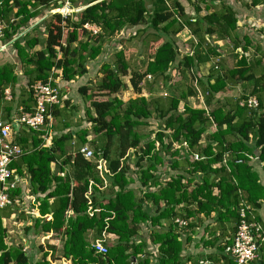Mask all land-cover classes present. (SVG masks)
<instances>
[{
	"label": "trees",
	"instance_id": "obj_1",
	"mask_svg": "<svg viewBox=\"0 0 264 264\" xmlns=\"http://www.w3.org/2000/svg\"><path fill=\"white\" fill-rule=\"evenodd\" d=\"M52 3L59 7L58 0L0 1V20L7 23L2 41L11 42L28 79L20 100L14 91L19 82L15 65L11 62L0 64V104L7 87H12L15 94L14 105L3 107L8 121L4 120L11 125L12 142L24 150L11 167L27 176L30 192L40 202V214L52 215L49 221L32 217V223L26 226L27 239L34 243L35 234L56 233L63 240L60 257L72 264H182L183 242L190 238L179 239L181 233L174 219L194 217L208 232L206 229H210L211 224L208 220L215 212L212 219L221 224L222 233L217 235L216 231L209 230L204 244L216 247L221 258L231 263L224 254L225 247L233 241L232 235L229 239H224L226 235L223 237V231L228 229L226 224L235 222L237 230L242 199L255 213L264 202V184L249 163V155L255 153L264 162L262 61L251 62L244 56L237 57L235 67L226 69L221 60L222 72L213 66L212 73L202 78L195 71L202 62L201 50L182 54L179 49L183 43L177 34L184 28L175 16V13L184 15V6L179 0H171L174 11L166 0H90L77 15L65 18L59 13L53 14L45 21L47 37L44 40L31 34L32 28L23 37L18 36L20 29L28 27L30 20L41 14L40 7H50ZM199 10L197 6L196 12ZM186 24L198 37L194 46L203 43L206 51L214 47L212 34L217 38H230L235 47L242 44L235 12L224 2L219 10ZM86 25L97 26L99 32L94 33ZM148 28L155 30L157 41L161 43L149 53L142 69L130 71V49L116 51L113 60L103 61L101 56L103 77L98 81V90L109 98L91 99V109L85 111L91 127L80 125L78 129L60 134L53 131L52 145L47 147L42 138L45 131L17 129L13 124L20 106L25 111L32 110L33 86L37 82L52 79L54 86H60L59 78L65 84L74 82L90 73L91 62L97 65L106 41L112 46L118 45L125 39V35L120 37L124 29L126 33L131 30L137 33ZM119 38L121 41H117ZM243 38L247 43L242 47L246 49L250 41ZM41 43L44 48L34 51ZM173 70L177 71L175 84L170 83ZM126 76L139 96L124 101L119 94L127 86L122 79ZM194 78L205 95L209 111L190 103L189 99L197 98L199 93ZM159 81L168 83L173 93L156 92L154 88ZM241 83L249 85L242 93L237 89ZM88 89L87 85L79 87L81 94H86ZM144 90L148 96H140ZM250 97L258 100L257 107L248 105ZM218 98H227L229 106L223 104L212 110ZM242 100L245 105H241ZM61 107L54 106L52 115L60 117ZM153 117L159 128L153 132L154 137L142 143L143 136L136 127L152 123ZM53 126H49V130ZM87 143L94 146L93 159H87L82 151ZM72 145L74 150L68 152ZM132 150L134 168H131ZM227 155L229 168L223 163ZM101 158L108 164V171L102 175L97 169ZM53 163H58L56 172L52 171ZM136 181L141 187L140 195L132 187ZM105 183L107 186L102 189ZM24 194V188L19 186L11 197L23 201ZM20 209L19 203L0 209V264H52L49 252L44 251L42 245L39 246L42 255L35 259L23 242L8 243L10 235L3 219ZM256 218L260 221L259 215ZM163 220L167 221V226L162 225ZM148 221L150 233L141 235L137 244L135 238ZM195 225L191 223L190 228ZM90 231H93V239L89 237ZM105 231L114 233L117 239L106 254L96 253L92 243L103 240ZM150 244L157 246V263L152 261L155 254L149 251ZM210 256L218 260L215 253ZM253 264H264V242Z\"/></svg>",
	"mask_w": 264,
	"mask_h": 264
},
{
	"label": "crops",
	"instance_id": "obj_2",
	"mask_svg": "<svg viewBox=\"0 0 264 264\" xmlns=\"http://www.w3.org/2000/svg\"><path fill=\"white\" fill-rule=\"evenodd\" d=\"M101 0H95V2H99ZM181 2V4L184 6V15H180L179 13H175L176 19L178 20L179 23L183 24L184 28L177 34V38L183 43V46H181L180 52L182 54H185L186 51H193L192 53H196L197 51H200L201 53V59L202 62H200V66L199 68L197 67V69H195L196 73H198L202 78L204 77H208L213 70V63L214 60L217 56L222 55V63H225L226 69H231L233 67H235V64L237 63V57L241 58L242 56H244L247 60L253 62L255 61V59H260L264 65V0H203V1H197V0H179ZM197 1V5L194 4L193 2ZM221 2L226 3L227 5H229L235 12L236 18H237V32L239 34V38L242 41L241 46L239 47H235L232 40L230 38H217L216 34H212L213 38L211 40H213L211 42V45L213 44L214 47L216 48H210L211 50H205L204 48V44L201 43L199 46H194L196 44V41H198V37L193 35L190 26L186 23L190 22H195L197 21V19L201 16H204L205 14H207L208 12H212L216 9H220L221 6ZM166 3L169 7H171V0H166ZM197 6L200 8L199 12H196V8ZM78 9H80L79 11H82V9H84V7H86V5H82L80 7L75 6ZM56 7L54 6V4L52 3L50 7H40V11L41 14L39 16H37L36 18H32L29 22V26L25 27L23 29L19 30L18 36H22L25 34V32L29 31L31 28L32 30L29 31L31 34H35L37 32H41L43 31V33H41V35L35 34L36 36L41 37V40H44L47 37V33L45 31V21H47L53 14L57 13L56 12ZM55 10V11H54ZM16 11V9H15ZM174 11V10H172ZM186 13V14H185ZM134 34V33H133ZM137 34V33H135ZM128 35H130V33H128ZM132 36V35H131ZM243 37H247V39H249V44L247 45V48H243L242 46L244 44L247 43V41L243 38ZM6 42L5 44H7L8 47L4 48V49H0V64L3 63H7V62H11L15 65V73H18V80L17 83L15 84V92H16V96H21V90H18L19 85L21 84V86H25L28 83V79H26V76L24 74V68L21 67L20 62H19V58L16 56L15 54V48L12 46L11 42ZM43 44V43H41ZM41 44H39L38 46H40ZM44 45V44H43ZM117 44H115L114 46H112V48L115 50L114 52L120 50L123 48L122 43H119L118 46H116ZM197 47V48H196ZM44 48V46H43ZM42 47L39 49H37L36 46V50H41L43 49ZM34 50V51H36ZM216 52V54H215ZM218 53V54H217ZM230 55H233V64H229L228 62V58ZM205 60V61H204ZM96 61V60H95ZM94 62V61H93ZM91 62V64L93 63ZM224 70V68H223ZM259 73L261 72L260 70L258 71ZM177 75V71L173 70L172 71V77L173 79L171 80V84H175L177 81L175 79L174 76ZM25 79L23 82H21V79ZM197 78V77H196ZM196 78H194L193 82L196 81ZM58 83H63L61 78L57 79ZM212 81H214L212 79ZM73 82V81H71ZM70 82V83H71ZM130 82V81H129ZM170 85H168V83L164 84L163 81H160L157 83V85L155 86L154 90L158 93H161L162 95L165 94H171L170 92H168L167 87L169 88ZM249 87V85L247 83H241L240 86L237 87L238 91L240 93L243 92L244 89H247ZM10 88L11 90V94H12V87H7ZM133 88V87H132ZM162 88V90H160ZM169 90H171L169 88ZM160 91V92H159ZM5 92V90H4ZM229 94V92L227 93ZM139 96V94H137ZM148 96L149 93L147 91L144 90L143 94H140V96ZM4 96L2 94V98H1V104L4 100ZM224 98H218L217 102L218 104H220L219 106H222L224 101L222 100ZM190 103L194 101L199 100L198 97H192L189 99ZM11 101V100H10ZM184 103V102H183ZM1 104H0V112L2 114L3 119L7 120L5 118L6 113L3 114V110L1 109ZM202 106V105H200ZM21 107V106H20ZM54 122V121H53ZM52 122V124L54 125V123ZM23 127V126H21ZM73 127H68L65 128V130L63 131H68L71 130ZM18 129V127H17ZM51 131H55L58 132L57 130H51ZM62 132V131H61ZM53 133V132H52ZM151 137H154V135H152ZM53 141V140H52ZM88 144V143H87ZM68 152H72V149L69 148ZM131 155V152H130ZM131 168H134V154L131 155ZM250 161L249 163L252 165L253 170L257 171L260 174V178H261V182L264 184V162L259 158V154L255 153L254 155H249ZM53 165H55V167H53ZM217 167L220 166V164L216 165ZM215 166V167H216ZM52 167V171L56 172L58 170V163H53L51 165ZM229 168V165H228ZM68 170V167L65 168V171ZM100 172V171H99ZM101 173V172H100ZM61 174H64V172H62ZM102 175V173H101ZM107 186V183H105V186L102 187V189H105ZM21 187V186H20ZM132 187L135 188V190L137 191V194L140 195L141 192V187L139 185V182L136 181L135 183H132ZM30 195L31 192H30ZM28 198V197H27ZM25 194H24V200L21 201V199L19 200V205L21 207H24V209H29L31 210V212L34 213H27L25 211V213L29 214V217L27 216V223H24L26 226H28L29 224L32 223V217H36V218H45L47 221L52 219V215L51 214H47L42 216L40 214V202L34 203L32 197L27 199ZM35 198V197H33ZM30 199V200H29ZM35 201L36 198H35ZM34 203V204H33ZM29 206V208H28ZM35 206H37L35 208ZM38 209V210H37ZM257 216L259 215L260 217V221L264 226V202L262 203L261 208H259L256 212ZM215 216V212L212 213L211 217L209 218L208 222H211L210 224V230L212 231H216V234H220L222 233V226L219 222L214 221L212 218ZM14 217H16V213L13 214L11 217L9 218H4L3 219V225L5 227H7L8 222H10V220L14 219ZM15 220V219H14ZM200 222V220H198ZM216 222V223H215ZM150 222H146L142 229L139 231V237L136 236L135 238V242L138 244L142 239L141 235H147L150 233L147 232L145 230L146 226L149 224ZM215 223V224H214ZM162 225L167 226L168 223L166 220L162 221ZM209 225V224H208ZM8 229V227H7ZM8 233L11 234V230L8 229ZM209 231L208 233H206L205 235V230L201 227V225L194 227V228H190V231L188 233L185 234V237L182 238L181 240H185L190 238L189 241L187 242H183V250H182V256H183V263L182 264H196V260L199 256H203L204 254H206L207 256H209L211 259H213L216 262H220L223 259L221 258V255L217 253V248L216 247H209L207 245L204 244V237H209ZM228 234V235H227ZM36 238L34 239V243H36V241L38 240L39 243H37L39 246L40 245H45V240H47L48 238L54 236L56 237L57 240H62L61 237L59 235H57L54 232H41L39 234H35ZM93 231H90L89 233V237L91 239H93ZM224 235H226L224 237ZM230 235H234V233H227L226 231H223V237L224 239H229ZM21 242L29 244L28 247H32L31 246V241L27 239V235H26V228L24 229V233L21 235ZM117 239V236L114 233H110V232H104L103 233V241L105 242V244H107L108 246H111L112 244L115 243ZM63 242V240H62ZM32 243V244H34ZM224 244V243H223ZM156 247L155 245H149V251H151L152 247ZM43 247V246H42ZM55 247V246H54ZM56 248V247H55ZM26 250L29 254H33V256L35 257V259H38V254L37 251L35 249H30L28 250L26 247ZM34 250V252H33ZM39 252H41L42 255V251H40L38 249ZM44 251H48L49 252V256L48 259L51 260L52 264H72L70 260H67L64 257H60L63 251V245H62V249L61 251H59V255H57V257H54V260L56 261V263L51 259V256L54 255L55 252H57V249H47ZM212 253H215L218 257V260H216L214 258V256H210ZM38 256V257H37ZM41 257V256H40ZM157 256H153L152 257V261L153 263H157ZM137 259L134 258V262H136Z\"/></svg>",
	"mask_w": 264,
	"mask_h": 264
},
{
	"label": "built area",
	"instance_id": "obj_3",
	"mask_svg": "<svg viewBox=\"0 0 264 264\" xmlns=\"http://www.w3.org/2000/svg\"><path fill=\"white\" fill-rule=\"evenodd\" d=\"M58 1L59 7L55 10L65 18L80 10L74 5L77 0ZM170 8L173 10L172 6ZM5 28H7V23L4 20H0V49L8 47L7 44H5L6 42L2 41ZM86 28L94 33L99 32V28L95 25H86ZM222 58V55L215 58L213 66L216 70L221 71L220 63ZM148 78L152 79L151 75H148ZM51 81L52 79L45 83L37 82L33 86V96L35 102L32 110L25 111L23 106L19 107V112L14 116L13 120V124H18L20 127L26 126L36 131H45L42 138L44 139L45 146L47 147L52 145L53 137L52 131L49 130V126H51L53 122L51 109L54 106L63 105V96L61 94L60 86H54ZM195 86L198 89L197 80L195 81ZM198 91L199 93L197 97L202 104V106L199 107H203L209 111V109L205 106L204 93L200 91V89H198ZM4 98L9 101L12 100L10 88L5 89ZM240 103L241 105H245L244 100L240 101ZM247 103L251 107H257L258 100L255 97H250ZM184 144L187 145L186 142ZM175 147H178V145L175 144ZM82 151L87 159L94 158V151L88 144L82 148ZM23 153L24 150L22 147L12 142L11 125L3 119L0 112V209L14 207L19 203V198L13 200L11 197L12 193L16 191L19 186L24 188L26 198L32 197L33 202L37 203L35 198L30 195V185L28 179H26L27 176L20 175L17 173L15 168L11 167V165L17 161ZM196 157H198V155H196ZM228 159L229 157L227 155L223 160V163L227 167ZM107 165V160L101 158L98 161L97 169L103 174V172L108 171ZM36 207L37 206H35V208ZM26 212L34 213L29 209H27ZM238 212L239 222L237 224V230L233 235V241L228 244L224 250L225 256L231 259V263L224 259L220 262H216L204 254L203 256H199L197 258L196 264H253L255 260L259 258L260 245L264 242V226L259 220H257L255 211L244 199L241 200ZM193 222L196 224L195 227L200 225V222L197 219H194V217L184 218L179 216L174 219V224L177 225L181 233L179 237L180 240L190 231V225ZM150 229L151 223L146 226L145 230L149 232ZM92 247L96 253L101 254H106L109 248L103 240L94 241L92 243ZM151 252L154 253V256L156 257L157 246L155 251L154 249H151Z\"/></svg>",
	"mask_w": 264,
	"mask_h": 264
},
{
	"label": "rangeland",
	"instance_id": "obj_4",
	"mask_svg": "<svg viewBox=\"0 0 264 264\" xmlns=\"http://www.w3.org/2000/svg\"><path fill=\"white\" fill-rule=\"evenodd\" d=\"M88 1L90 0H77L75 2V6H82L85 5ZM173 1V0H172ZM194 3V2H193ZM80 11L75 12V14L77 15ZM43 33V31H41ZM40 32V35H41ZM125 29L123 31V34L120 35L123 36L125 35V39L121 41V39L119 38V40L117 41H121L122 45H123V49H130L132 50V57L130 59V71H136L139 69H142V65L145 64L146 62V58L149 56V53L158 45L161 43V40L157 41V36H155L156 32L153 28H148L147 30H140L139 32H137V34H133L132 30L130 33V35H128V33H124ZM39 32L35 33L38 34ZM132 35V36H131ZM119 36H117L118 38ZM108 42V43H107ZM112 43L109 41H106L104 44V53L103 55H100L97 60H99L97 62V65L95 66L94 63H92V66L90 67L89 71L90 73H88L86 76L75 80L74 82H71L69 84H65V83H59L60 85V89H61V94L63 96V102H62V113L61 116H53V130H57L60 133H62L61 131L65 130L66 126L69 127H73V129H78L79 126H85V127H91V123L88 121V117L86 114V109L90 108V104H91V99L94 100H105L108 99L109 96L105 94V92H101L98 90V81L103 77V73L101 72V67H102V61H100L101 56H103V61H105L106 59L108 60H113L115 54V50L112 48ZM115 45V44H114ZM43 44H41L40 46H37V49H39V47L43 48ZM118 46V45H116ZM36 50V49H34ZM233 55H230L228 58V62L229 64H233ZM145 58V60H143ZM143 60V62H142ZM222 71V69H221ZM123 81L126 83V87L120 92L119 96L122 100L127 101L131 98H135L138 95L134 92L130 82H129V77H123L122 78ZM25 79H21V82H23ZM160 82V81H159ZM89 88L86 94H81L79 91V87L81 86H86ZM179 87H181V84H179ZM25 86H21V84L18 87V90L21 92L24 91ZM162 90V88L160 89ZM168 92L173 93L172 89L169 90V88L167 87ZM160 92V91H159ZM13 95L15 96L14 93H12V100H13ZM92 95V98H90V96ZM4 96V93H3ZM18 98H22L21 96H17ZM27 96H25L26 98ZM11 100V101H12ZM223 101H225L223 104L228 107L229 104L227 105V98L222 99ZM191 102V105L193 107H199L201 104L200 100ZM217 101H215L212 106L211 109L214 110L217 107H219L220 104L216 103ZM15 103V100H13L12 102H10L9 100L4 99L2 104H1V109L3 110V112L5 113L6 111L3 109L4 106L9 105ZM21 104V102L19 103V105ZM184 103L182 104L181 107H183ZM205 106L208 109V106L205 102ZM91 109V108H90ZM153 119V120H152ZM151 119L152 123L150 124H143L140 126L136 127L137 132L143 136L142 139V143H144V141L149 140V138L153 135V132L157 131V129L159 128V126L156 124V118L153 117ZM65 123H68L67 125H64ZM68 128V127H67ZM53 132V131H52ZM91 137V136H90ZM104 139V137H103ZM102 139V140H103ZM101 140L100 143H102L103 141ZM90 148L93 150L94 146L89 144ZM69 148L72 149V151L74 150V146H69ZM134 154V150L131 151V155ZM229 161V160H228ZM53 167H55V165H53ZM216 194V192H215ZM29 208V206H28ZM26 209H24V207H21L20 210H18L16 212V217H14V219L10 220V222H8V229L11 230V234L8 233V235H10V238H7L8 243H11L12 241L14 243L21 241V235L24 233V229L26 228V225L24 223H27V216L29 217V214L25 213ZM24 217V218H23ZM30 218V217H29ZM216 223V222H215ZM214 223V224H215ZM213 225V224H211ZM227 226V233H234L235 229V222H230L226 224ZM207 231H209L210 229H206ZM222 230V228H221ZM205 231V235H206ZM209 235V234H208ZM228 235V234H227ZM204 239H206V237H204ZM16 241V242H15ZM204 241V240H203ZM39 243L38 240L36 241V243L32 244L31 243V248L35 249L37 251L38 256H41V252L38 251L39 249V245L37 244ZM62 245L63 242L62 240H57L56 237L52 236L50 238H48L47 240H45V245L43 246L44 250L50 249L52 246H55L57 249V252L54 253V255L51 256V259L56 263V261L54 260V257H57V255H59V251H61L62 249ZM24 246L27 247L28 250H30L31 248L28 247L29 244L24 243ZM152 249H156V247H152ZM34 252V250H33Z\"/></svg>",
	"mask_w": 264,
	"mask_h": 264
},
{
	"label": "water",
	"instance_id": "obj_5",
	"mask_svg": "<svg viewBox=\"0 0 264 264\" xmlns=\"http://www.w3.org/2000/svg\"><path fill=\"white\" fill-rule=\"evenodd\" d=\"M0 1H3V0H0ZM15 126H16V127H20L18 124H16ZM23 128L28 129V127H26V126H23Z\"/></svg>",
	"mask_w": 264,
	"mask_h": 264
},
{
	"label": "clouds",
	"instance_id": "obj_6",
	"mask_svg": "<svg viewBox=\"0 0 264 264\" xmlns=\"http://www.w3.org/2000/svg\"><path fill=\"white\" fill-rule=\"evenodd\" d=\"M74 14V13H73Z\"/></svg>",
	"mask_w": 264,
	"mask_h": 264
}]
</instances>
